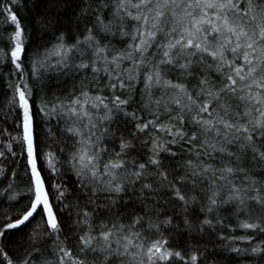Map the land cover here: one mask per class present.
<instances>
[{"label":"trees","instance_id":"obj_1","mask_svg":"<svg viewBox=\"0 0 264 264\" xmlns=\"http://www.w3.org/2000/svg\"><path fill=\"white\" fill-rule=\"evenodd\" d=\"M118 2L0 0V264L9 259L13 264H60L61 248L71 253L64 264L74 259L139 264L146 261L142 251L157 240L184 257L158 264H193V255L195 264H264V136L252 132L254 144L242 148L247 142L237 137L246 133L220 124L205 131L197 122L223 114L221 101L206 93L219 91L228 69L218 71L217 62L204 53L176 55L179 49L173 50L172 64H159L160 45L167 42L162 34L144 53L143 63L140 53L127 58L129 45L139 43L132 39L137 22L125 10L116 14ZM240 7H246V0H240ZM5 8L23 29L20 69L12 63L15 25ZM60 45L67 54H52ZM97 49L103 51L97 54ZM157 65L160 84L147 80ZM163 81L183 85L185 92ZM18 88L28 98L36 168L57 217L56 232L45 227L42 210L25 224L6 228L22 218L34 199ZM220 95L231 106L229 116L237 105L245 111L247 105L236 97ZM189 96L197 104L208 103L212 115L200 113ZM117 97L127 102L119 104ZM81 148L97 157L96 177L72 159ZM117 162L122 166L109 167L106 174L104 166ZM226 167L235 171L229 174L223 171ZM117 186L121 191H115ZM245 223L258 227L244 228ZM109 230L112 249L122 251L116 241L123 244L122 237L130 236L143 250L130 248L135 259L99 251L105 245L101 234ZM82 237L95 239L85 248ZM257 246L259 251L253 252Z\"/></svg>","mask_w":264,"mask_h":264},{"label":"snow or ice","instance_id":"obj_2","mask_svg":"<svg viewBox=\"0 0 264 264\" xmlns=\"http://www.w3.org/2000/svg\"><path fill=\"white\" fill-rule=\"evenodd\" d=\"M15 3V0H13ZM134 8L137 10L136 14H133L128 9ZM121 10L127 12V16L136 21L135 35L132 36L133 41L139 39V43L130 44L129 48L132 52L127 54V58L131 59L134 53H140L141 63L144 62V53L148 47L151 46L155 40L157 34H162L167 38L165 44L160 45L162 49V59L159 64H172L174 62L173 50L179 49L176 55H196V53H204L206 56H210L213 61L217 62V70L221 68H227L225 73V79L222 81L219 91H213L208 89L207 95L215 98L217 101H221L220 108H223V114L216 112V119H203L198 120L205 131L210 130L216 124L223 125L225 129L234 130L238 133H246L244 137H237V139H244L247 143L241 144V147L252 146L254 144L252 132L259 130L261 136H264V0H246V7H240V0H119L117 15ZM5 11L9 13V19L12 24L15 25V32L12 39L15 41V46L11 50L12 63L17 69L21 68V56L24 53L23 45V29L17 18V16L11 13V10L5 8ZM123 19V17H121ZM105 25V30H107ZM128 35V33H124ZM211 38V39H210ZM91 40V36L88 37ZM188 49H194V51L188 52ZM67 54V49L63 45L58 46L54 53L55 55ZM97 54L103 49H97ZM232 54V58L229 59L227 53ZM118 58H114L113 62ZM241 60L242 63H237ZM81 67H87V64H81ZM187 64H180L179 67L186 68ZM98 71V69H93ZM147 80L152 82L155 80L157 84L161 83V70L159 66H155L153 73L147 76ZM165 86L178 89L180 92H185L184 86L180 84H171L169 81H163ZM202 84L206 81H201ZM121 87L124 84L121 82ZM151 87V83L146 85V88ZM203 91V90H202ZM19 94L20 107L23 109V142L26 145L27 155L29 163L32 165V175L34 179V199L31 202V207L23 214L22 218L16 220L14 223H8L7 229H14L20 225L25 224L34 215L40 214V211L46 214V222L43 221L45 227L51 229L52 232L59 230V224L56 214L53 211V207L50 204L49 195L45 191L44 182L41 179L40 173L36 168V158L34 157L33 149V135H32V116L29 110V102L25 91L17 89ZM221 93H229L236 97L241 104H246L245 111L240 112V105L236 106V111L231 112V106L225 104L221 98ZM85 95H87L85 93ZM100 100V97H96ZM191 104L196 105L200 113L209 112V104H197V101L189 96ZM77 103L79 101H76ZM119 104H124L127 101L120 100L117 97ZM177 104L179 100L175 101ZM183 110V108H182ZM191 111V107H188ZM215 111V110H213ZM257 115L254 118L252 113ZM84 115H87L85 111ZM211 116L212 113L209 112ZM247 119V123L242 122L243 119ZM152 123V122H150ZM148 127L147 124L141 127V131ZM73 134H79L76 129H70ZM181 134V133H177ZM220 132L217 130V135ZM227 138V135H226ZM193 139H196L193 136ZM231 142V141H229ZM122 147H124L122 145ZM225 149L221 148L220 151ZM255 151V148H253ZM231 155V153H229ZM261 159H264V152L260 153ZM80 164L81 171L89 169L93 177L97 176L95 171L94 161L96 156L89 154L87 148H81L80 154L72 157ZM121 163H111L105 165L107 169L109 167L115 169L120 168ZM143 169L144 165H140ZM223 171L231 174L235 169L226 167ZM79 175V173H78ZM137 176L140 173H136ZM226 179V177H223ZM230 183V182H229ZM59 188V185H57ZM115 191H121V188L117 186ZM63 195V193H61ZM215 196L216 193H213ZM179 199L184 200V196L177 192ZM212 204L216 201L213 199ZM87 215V213L85 214ZM207 223V221H206ZM244 228H256L255 224L245 223L242 225ZM264 230V229H262ZM113 235L111 230L105 231L101 234V239L105 242L104 247L99 248V251H107L109 254H115L117 256H129L135 259L137 253L131 252L130 248H138L143 250V244L136 245L130 236L122 237L125 243L121 244V240H117L116 243L122 247V251L111 248L110 237ZM137 236L139 234H136ZM95 237L84 239L85 248L90 247L92 240ZM166 241L163 243L159 240L154 241L146 249L142 251V256L146 257V261L141 259L139 264H158V262L168 261L173 256L184 259L180 252H172L165 248ZM97 249H94V251ZM259 251V246L253 248V252ZM60 252L63 256L60 259V264H64L65 258H71V253L61 248ZM6 256V253L4 254ZM197 257L193 255L191 260L195 264ZM8 264H13L9 259ZM23 264H29L27 260ZM50 264V262H45ZM73 264H83L82 261L73 260Z\"/></svg>","mask_w":264,"mask_h":264},{"label":"rangeland","instance_id":"obj_3","mask_svg":"<svg viewBox=\"0 0 264 264\" xmlns=\"http://www.w3.org/2000/svg\"><path fill=\"white\" fill-rule=\"evenodd\" d=\"M136 10V9H135ZM137 11V10H136ZM211 39V38H210ZM230 53V52H229ZM231 54V53H230ZM228 55V54H227ZM231 56H232V54H231ZM210 57V56H209ZM230 59V58H229ZM237 63L239 64V63H242V61L241 60H238L237 61ZM253 116H252V118H254L257 114L255 113V114H252Z\"/></svg>","mask_w":264,"mask_h":264}]
</instances>
